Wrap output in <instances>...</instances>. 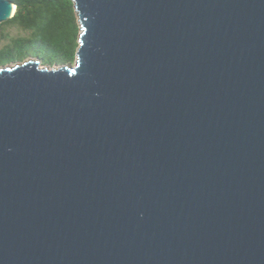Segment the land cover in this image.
<instances>
[{"label": "water", "instance_id": "95a60500", "mask_svg": "<svg viewBox=\"0 0 264 264\" xmlns=\"http://www.w3.org/2000/svg\"><path fill=\"white\" fill-rule=\"evenodd\" d=\"M71 1L0 66V264H264V0Z\"/></svg>", "mask_w": 264, "mask_h": 264}, {"label": "trees", "instance_id": "16d2710c", "mask_svg": "<svg viewBox=\"0 0 264 264\" xmlns=\"http://www.w3.org/2000/svg\"><path fill=\"white\" fill-rule=\"evenodd\" d=\"M13 16L0 24V66L36 58L42 66L72 63L78 47L79 24L71 0H9ZM17 29L15 36L3 33Z\"/></svg>", "mask_w": 264, "mask_h": 264}, {"label": "rangeland", "instance_id": "374dc122", "mask_svg": "<svg viewBox=\"0 0 264 264\" xmlns=\"http://www.w3.org/2000/svg\"><path fill=\"white\" fill-rule=\"evenodd\" d=\"M3 33H4V34H7L8 36H15V35L17 34V29H15L14 27H10V26H8V27H5V28H4ZM4 43H5V41L2 40L1 43H0V46L3 45ZM27 59H33V60H35V58H32V57L27 58ZM27 59H25V60H27ZM17 63H18V62H17ZM15 64H16V63H15ZM12 65H14V63H11V66H12Z\"/></svg>", "mask_w": 264, "mask_h": 264}]
</instances>
